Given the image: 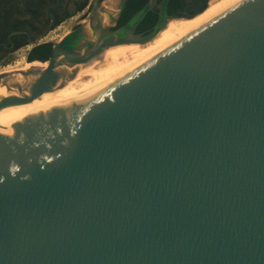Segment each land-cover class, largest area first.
<instances>
[{
    "label": "water",
    "instance_id": "obj_1",
    "mask_svg": "<svg viewBox=\"0 0 264 264\" xmlns=\"http://www.w3.org/2000/svg\"><path fill=\"white\" fill-rule=\"evenodd\" d=\"M100 1L0 110L210 4L180 18L163 0L152 32L135 36L158 0L114 32L129 0ZM0 264H264V0L78 105L0 122Z\"/></svg>",
    "mask_w": 264,
    "mask_h": 264
},
{
    "label": "bare ground",
    "instance_id": "obj_2",
    "mask_svg": "<svg viewBox=\"0 0 264 264\" xmlns=\"http://www.w3.org/2000/svg\"><path fill=\"white\" fill-rule=\"evenodd\" d=\"M242 1L244 0H212L204 13L192 20L170 22L165 31L146 45L134 44L114 47L105 52L100 59L88 65L79 66L75 79L65 83L64 87L44 94L35 102L13 105L0 110V122L37 112L55 111L78 105L145 66L191 33L237 6ZM124 65H126L124 68L121 67L122 69L119 68L120 71H117L119 66ZM47 66L48 64L43 68ZM32 70L30 69V71ZM26 71L16 69L4 73H15L16 75L1 82L0 98L6 97L9 93H16V86H27L33 81V78H27L22 74ZM94 71L97 76L95 74V79L93 80L90 78ZM106 75L109 76L106 77ZM79 83L82 84L81 88ZM11 87L12 89L10 90L9 88Z\"/></svg>",
    "mask_w": 264,
    "mask_h": 264
},
{
    "label": "flooded vegetation",
    "instance_id": "obj_3",
    "mask_svg": "<svg viewBox=\"0 0 264 264\" xmlns=\"http://www.w3.org/2000/svg\"><path fill=\"white\" fill-rule=\"evenodd\" d=\"M142 1L143 0H129L121 17L117 23L111 27V31L114 32L125 26L138 13L137 12L131 17L127 23L122 25V22H125L126 19L131 16L128 15L132 8L131 6L139 4ZM148 1L149 0H146V4ZM211 1L212 0H181V3L184 2L186 4L184 9L178 10L173 14H171L168 9V13L171 17L190 18L198 14L201 9L207 6ZM105 2L106 0L100 1L104 6ZM106 3L111 5L109 0ZM162 3L163 0H158L157 6L154 9L153 13L157 14L158 19L156 24L152 27V30L158 23L159 12L161 11L160 6ZM56 4L57 0H0V64L7 62L9 55L23 50L26 46L30 45L31 40H36L49 28H51V30L45 40L48 39L51 34L61 29L64 24L75 19L76 22L72 31L80 27L88 21L93 8V0H61L58 7L51 9V14L53 16L51 17L48 14V9ZM127 16L129 17L127 18ZM142 24L135 31V36H146L152 32L151 30V32L148 33ZM44 42L41 45H54L59 41L55 43ZM37 60L46 61L48 59L40 57L38 54Z\"/></svg>",
    "mask_w": 264,
    "mask_h": 264
},
{
    "label": "trees",
    "instance_id": "obj_4",
    "mask_svg": "<svg viewBox=\"0 0 264 264\" xmlns=\"http://www.w3.org/2000/svg\"><path fill=\"white\" fill-rule=\"evenodd\" d=\"M146 5V0H143L141 3L139 4H134L131 7L130 13L128 14L129 16H127L128 19H126L125 22H122V25L127 23L129 21V19H131V17H133L137 12H139L144 6ZM186 6V4L183 2L181 3V0H171L170 4H169V11L171 14L175 13L178 10H183L184 7ZM207 6H204L200 12H202ZM157 14L151 12L148 14V16L146 17V19L144 20L142 26L145 27V29L149 32H151L152 27L156 24L157 22ZM53 51V45L52 44H44L41 45L39 47L34 48L29 56H28V60L30 62H27V71H30V69H35L37 67H44L47 64H42L39 62H35V63H31L35 60H37V55L39 54L40 57H43L45 59H49L51 57V53Z\"/></svg>",
    "mask_w": 264,
    "mask_h": 264
},
{
    "label": "rangeland",
    "instance_id": "obj_5",
    "mask_svg": "<svg viewBox=\"0 0 264 264\" xmlns=\"http://www.w3.org/2000/svg\"><path fill=\"white\" fill-rule=\"evenodd\" d=\"M75 22H76V19L71 21V22H69V23L64 24L61 29H59L58 31H56L53 34H51V36H49V38L46 39L44 43H55V42H58L61 39H63L69 32L72 31V29H73V27L75 25ZM33 49H34V46L28 45L23 50L15 52L12 55H9L7 62L0 64V75L4 74V73H7L8 71L16 70V69L27 70L26 69V67H27L26 63L30 62L28 60V56H29L30 52ZM125 66L126 65L119 66L117 68V71H120V69L124 68ZM95 74H96V72L94 71L92 73V76H91L90 79L94 80L95 79L94 78ZM96 76H97V74H96ZM108 76L109 75H106V77H108ZM99 77H100V75H99ZM90 81H92V80H90ZM81 85L82 84L79 83L80 88H81Z\"/></svg>",
    "mask_w": 264,
    "mask_h": 264
},
{
    "label": "built area",
    "instance_id": "obj_6",
    "mask_svg": "<svg viewBox=\"0 0 264 264\" xmlns=\"http://www.w3.org/2000/svg\"><path fill=\"white\" fill-rule=\"evenodd\" d=\"M45 40V39H44ZM44 40L41 42V44L44 42Z\"/></svg>",
    "mask_w": 264,
    "mask_h": 264
}]
</instances>
